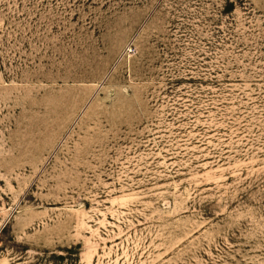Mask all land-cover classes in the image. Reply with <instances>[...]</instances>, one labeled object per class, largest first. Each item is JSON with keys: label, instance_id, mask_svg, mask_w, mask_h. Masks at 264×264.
I'll use <instances>...</instances> for the list:
<instances>
[{"label": "rangeland", "instance_id": "1", "mask_svg": "<svg viewBox=\"0 0 264 264\" xmlns=\"http://www.w3.org/2000/svg\"><path fill=\"white\" fill-rule=\"evenodd\" d=\"M0 264H264V0H0Z\"/></svg>", "mask_w": 264, "mask_h": 264}]
</instances>
